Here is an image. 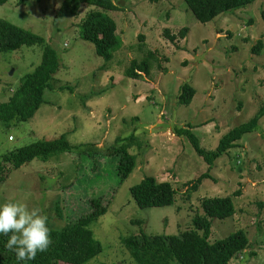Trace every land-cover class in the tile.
<instances>
[{
    "label": "rangeland",
    "instance_id": "374dc122",
    "mask_svg": "<svg viewBox=\"0 0 264 264\" xmlns=\"http://www.w3.org/2000/svg\"><path fill=\"white\" fill-rule=\"evenodd\" d=\"M61 3L27 0L21 5L10 0L0 5V19L43 38L60 63L53 87L45 90L32 118L10 128L0 122V161L12 151L63 134L71 146L81 148L1 173L0 207L18 200L39 208L58 230L90 213V201L101 198L107 213L90 229L103 252L88 264H138L122 238L143 230L150 236H178L194 229L205 198L231 196L236 213L213 220L211 242L243 230L250 247L231 264H264V116L258 131L246 134L217 160L211 171L214 179L204 181L197 192H189V183L210 166L187 137L174 134L175 127L193 125L202 146L216 150L225 134L264 105V47L260 55L251 51L259 40L264 42V0L208 24L201 23L184 0H116L122 10L98 9L117 22L122 43L107 64L94 45L80 39L77 26L97 8L85 6L76 19L55 20ZM185 27L190 33L184 40L172 43L164 37L166 30L179 35ZM148 51L158 59L152 61L151 75L128 77L132 62L145 60ZM42 54L38 45L0 51V104L40 65ZM185 84L197 89L190 105L179 103ZM134 133L144 144L130 150L137 167L122 183L112 148L116 139ZM147 177L172 184L173 205H137L132 188ZM238 191L241 195L234 196Z\"/></svg>",
    "mask_w": 264,
    "mask_h": 264
},
{
    "label": "trees",
    "instance_id": "16d2710c",
    "mask_svg": "<svg viewBox=\"0 0 264 264\" xmlns=\"http://www.w3.org/2000/svg\"><path fill=\"white\" fill-rule=\"evenodd\" d=\"M10 0H0V5ZM27 0H20L23 5ZM196 18L203 24L216 20L220 15L237 8L250 5L258 0H184ZM96 7L88 11L77 25L80 29V39L94 45L96 54L107 63L115 58L121 47L118 36V24L114 19L105 17L103 11L122 10L112 0H62L55 20L63 18L76 19L80 17L83 8ZM190 29L185 27L179 35L164 32V37L175 43L179 39L188 37ZM144 39V38H142ZM41 46L42 60L32 73L23 77L20 86L14 91L7 102L0 104V122L10 128L20 122L32 118L44 102L46 89L53 87L52 82L58 72L60 63L56 50L47 45L43 38L27 32L11 22L0 19V51L14 52L23 46ZM264 42L259 40L252 48V54L260 55ZM152 61H158L154 52L148 51L143 61L134 60L127 70L128 77L141 80L143 75L152 73ZM64 86H61L63 88ZM197 94V89L190 84L181 88L179 103L190 105ZM264 116V105L255 115L221 139L216 150H207L202 146L200 138L193 132V125L174 128L178 137H187L196 152L204 158L210 168L199 179L189 183V192H197L204 181L214 179L211 175L215 163L246 135L259 130L260 120ZM136 133L129 137H119L112 148L119 159V175L121 182H125L137 167V156L131 154L134 147H143ZM81 146L70 145L63 134L60 138L47 141L40 140L26 145L18 150L4 155L0 161V174H6L11 169H20L33 160L48 162L52 158L79 150ZM81 153V151H79ZM3 179V178H2ZM1 179V180H2ZM132 195L137 205L142 209L162 208L171 206L175 202L176 190L170 182H158L155 177H147L140 184L132 188ZM238 191L234 196H240ZM233 197H212L202 201V212L194 217V229L187 230L178 236H150L144 230L140 235L122 238V243L130 251L138 264H231V261L250 247V241L243 230H238L227 238L211 242L213 220H226L236 213ZM91 211L68 223L61 229H54L48 219V226L52 229L53 244L45 253H38L35 260L26 264H88L103 252L101 243L96 240L90 226L107 213V205L102 199L90 201ZM59 208V207H58ZM57 212L60 214V212ZM143 225V222H138ZM8 237L0 235V264H25L17 261L14 252L8 251L4 244Z\"/></svg>",
    "mask_w": 264,
    "mask_h": 264
},
{
    "label": "clouds",
    "instance_id": "9594fccd",
    "mask_svg": "<svg viewBox=\"0 0 264 264\" xmlns=\"http://www.w3.org/2000/svg\"><path fill=\"white\" fill-rule=\"evenodd\" d=\"M48 219L39 208L30 209L18 200H9L0 207V235L8 237L4 247L15 253L17 261L26 264L49 250L54 241Z\"/></svg>",
    "mask_w": 264,
    "mask_h": 264
}]
</instances>
